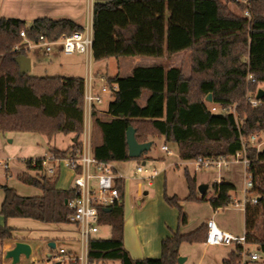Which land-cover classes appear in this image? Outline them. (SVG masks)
<instances>
[{
    "label": "trees",
    "instance_id": "16d2710c",
    "mask_svg": "<svg viewBox=\"0 0 264 264\" xmlns=\"http://www.w3.org/2000/svg\"><path fill=\"white\" fill-rule=\"evenodd\" d=\"M235 2V0H234ZM241 12L247 7L237 4ZM251 19L230 9L224 0H94L93 60L112 58L163 59L181 53H193L202 45L216 46L236 38L248 37L249 97L221 94L213 80L187 79L182 67L163 65L138 67L129 77L105 76L107 83L117 89L106 111L97 106L92 111V123L100 132L102 142L93 145V156L101 163L113 164L146 160L129 156L127 132L135 129L140 144L161 140L166 146H176L182 162L199 158L230 159L243 150L250 160L248 173L252 177L250 192L259 201L245 209L247 246H256L264 253V147L258 148L264 135V98L254 107L258 90L264 84V0H251ZM84 28L69 19L41 18L32 24L17 19H0V132H28L52 141L58 135L77 138L66 150L50 148L55 158H66L81 149L84 130L83 78L21 76L18 59L28 55L17 50L25 45L21 37L37 42L41 36L58 41ZM218 49L208 52V61L218 58ZM224 90V89H223ZM213 95L212 103L207 101ZM146 97L144 104L141 103ZM217 107V112L212 108ZM101 114L103 116H101ZM259 138L257 144L251 138ZM26 172L18 174L24 184L39 188L40 196L24 197L15 189L0 185L4 199L0 215L30 219L43 224H67L72 213L68 202L76 197L73 188L61 189V170L49 176L44 157L24 160ZM189 193L186 202H209L218 211L232 206L236 186L222 180L212 185L213 193L200 195L196 175L185 167ZM121 203L110 212L99 209L100 226L111 227L110 239L94 237L88 246L89 264H179L184 244H206V223L195 231L182 234L180 230L162 243L160 259H135L124 242L126 183L116 180ZM165 200L179 210V224H188V215L177 197ZM15 230L7 223L0 225V244L13 239ZM242 247H236L223 264H241ZM67 262H65L66 264ZM68 264H79L68 262Z\"/></svg>",
    "mask_w": 264,
    "mask_h": 264
},
{
    "label": "rangeland",
    "instance_id": "374dc122",
    "mask_svg": "<svg viewBox=\"0 0 264 264\" xmlns=\"http://www.w3.org/2000/svg\"><path fill=\"white\" fill-rule=\"evenodd\" d=\"M229 4L230 9L237 13L241 12V9L237 6L234 0H224ZM244 14V13H243ZM251 19V17L249 18ZM233 44V43H229ZM209 46L202 45L193 53H181L177 54L170 58H165L162 60L151 59V58H124L116 59L112 58L105 64H98L96 61L92 60L91 64L86 63L84 57L83 61L79 60L78 56L66 58L63 56L62 64L67 66H72L74 64L81 63L82 70L88 72V66H91V73L95 77L96 81V72L99 71L103 75H109L115 77L120 75L121 77H129L132 75L133 68L138 67H153L156 65L163 66H173V67H182L184 69V76L187 79L193 78L196 80H213L221 87L225 86V83L217 81V78L223 79L226 78L236 80L230 85L225 87L229 90V93L232 96L242 97L243 88L247 89L246 80H244V75L242 71L235 73L232 63L228 64V60H221L217 63L218 67L216 71L202 72L198 64L201 60H206L203 54L199 52L205 47ZM40 49H34L31 54L33 60V69L30 73L34 77H56L61 76V64H54L48 62H43V60L38 57ZM30 55V54H29ZM199 62V63H198ZM235 64V62L233 63ZM239 63L235 64L236 66ZM221 65V66H220ZM225 66L230 69H226ZM241 68V67H240ZM213 70V69H212ZM207 71V70H206ZM218 72V73H217ZM72 73H77V70H73ZM64 77H75V76H64ZM207 77V79H205ZM209 77V78H208ZM204 78V79H203ZM84 80L86 78H83ZM216 79V80H215ZM98 87L100 83L98 82ZM233 87V89H232ZM261 89L264 90V84L261 86ZM147 95L143 98L141 103L146 100ZM112 100L111 97H105V103L101 105L103 109L108 107L109 102ZM101 111V110H100ZM101 116H103L101 114ZM99 132L96 127L91 123V136L92 144L97 145L95 140V133ZM264 138V135H263ZM72 144L70 135H58L51 142L48 139L39 134L28 133V132H11L3 133L0 132V185L8 186L15 189V191L24 197H33L40 196L42 191L34 186L27 185L19 181L18 174L26 172V167L24 160L30 157L36 156H46L49 155V150L51 147L56 146L59 149H66ZM163 141L156 140V144L153 146L150 155L155 157L154 160H144L147 162L146 166L151 170H157L162 175V195L165 200L167 195L170 198L177 197L181 200V206L184 207L185 213L188 215V224L186 228L190 231L197 229L206 219L207 213L211 212L215 214L213 208L208 205L206 202L196 203V202H186L184 199L187 197L189 190L187 181L185 178V167H188L192 175H196L199 181L205 180L209 185L210 189L208 194L212 195L213 189L212 185L215 182H221L222 180L231 179L232 183L236 186L235 192H233L234 199H237L241 202H244L246 194L244 193L245 185V168L242 164H231L228 168H223L218 170L216 168L202 169L195 171V166L192 162L184 164L179 156L176 146H170L171 154L162 150ZM169 146V145H168ZM264 146H261V148ZM143 160L141 161V163ZM173 163V164H172ZM175 163H178L177 166ZM139 162L132 160L129 162H122L118 166H115L122 176H124L129 181L128 195L125 199L126 207L142 208L144 203L153 197V192L156 189L159 180L161 177H157L154 184L155 187H149L147 182L143 181V177L139 176L137 179H133L134 171L138 166ZM6 165L9 167L7 170ZM228 175V178H227ZM70 179L67 171H62L59 181L60 187L69 188ZM139 184L143 186V191H149L150 195H138ZM252 195L249 194V197ZM4 199V192L0 190V206ZM167 203V202H166ZM172 207V206H170ZM177 210L178 208L172 207ZM180 215V213H179ZM214 219L219 223V225H229L234 232V236L241 237L244 235V210L243 208H236L230 206L225 209H219L218 213L214 215ZM0 222L4 223V218L0 215ZM10 223V224H9ZM2 224V223H1ZM7 225L16 228V235L24 234L33 237L31 243L34 247V253L29 257H23L18 264H54L56 262V257L60 255V250L64 249L67 253L62 255L61 258H66L69 255V252L75 251L76 254H80V245L77 242L75 237L79 236V232L75 224H43L30 219H19L11 218L7 220ZM112 234L111 227L104 225L100 227V233L97 234V237L103 239H110ZM59 237V238H58ZM63 237V238H61ZM74 237V238H73ZM66 238V239H65ZM72 238V239H70ZM56 239L54 242L56 244V249L51 250L49 247V240ZM9 241H6L0 244V264H13L11 259L6 258L5 245ZM207 245H188L185 244V256L187 261L183 264H213V257L215 254H220V252H228V250H234L236 245H224L220 247L211 246L209 249ZM247 250L249 253H257L260 256V260L256 264H264V253L260 252L256 246H248ZM52 254L53 258L49 259L48 255ZM68 264V262L66 263ZM119 264V263H116Z\"/></svg>",
    "mask_w": 264,
    "mask_h": 264
},
{
    "label": "built area",
    "instance_id": "2783aa9c",
    "mask_svg": "<svg viewBox=\"0 0 264 264\" xmlns=\"http://www.w3.org/2000/svg\"><path fill=\"white\" fill-rule=\"evenodd\" d=\"M236 4L247 7L244 15L247 18L251 17L249 7L251 0H235ZM21 37L25 40V45L17 50H32L40 48L45 54H52L55 46H60L61 53L66 56L83 55L86 57V63L91 64L93 60V43L94 33L93 28H87L83 31H76L73 34L63 37L58 41H49L44 36H41L37 42L29 41L26 38L24 32L21 33ZM255 77L251 74L247 75V81L253 82ZM95 83V77L91 73V66H88L87 77L85 80V92H84V130L81 136V149L76 154H69L66 158H55L51 154L44 157V166L49 176L55 175L57 170H69L74 174L72 188L76 191V197L68 202V206L72 213L68 216V221L71 224H75L79 232L78 243L80 245V254H70L66 258H61L67 252L64 249L60 250V255L56 257V261L73 262L79 264L88 263V246L92 238L97 237L100 233L99 224V209H109L116 204L121 203V197L119 190L116 187L117 179H124L125 177L119 174L112 164L101 163L93 156L92 153V136H91V123H92V111L95 106H101L105 103V97L111 96L117 89L116 86L111 87L107 83L105 76H97ZM100 83L99 87L97 83ZM251 104L254 107L261 105L260 100H251ZM213 112H217V107L212 108ZM259 138L253 136L251 138L252 144H257ZM264 146V139L262 144L258 145L260 149ZM247 143L243 142V150L238 152L234 157L230 159H203L199 158L192 163L195 166V170L216 168L221 170L228 168L229 165L242 164L245 168V185L244 193L246 197L244 202L234 199L232 206L236 208H243L245 211L248 205H256L259 199L249 194L253 188V181L251 175L248 173V167L250 166V160L246 155ZM162 150L171 154L168 146H162ZM7 170L9 167L6 165ZM157 170H151L146 165L138 164L134 172V179L139 176L143 177V181L147 182L149 186L153 185L155 178L158 176ZM220 183V182H218ZM208 234L206 244L208 246H224L233 245L236 247H242V262L241 264H256L261 258L257 253H249L247 250V242L245 234L241 237H236L228 232L220 229L214 220H209L207 223Z\"/></svg>",
    "mask_w": 264,
    "mask_h": 264
},
{
    "label": "crops",
    "instance_id": "0c3cea01",
    "mask_svg": "<svg viewBox=\"0 0 264 264\" xmlns=\"http://www.w3.org/2000/svg\"><path fill=\"white\" fill-rule=\"evenodd\" d=\"M93 6H94V0H0V19H8V20L17 19V20L24 21L29 25L32 24L35 20L41 19V18H49L53 20L69 19V20L74 21L76 24H78L84 29H87V28L90 29V28H93ZM229 43H233V44H229ZM249 46H250V42H249L248 37L228 40L224 42L223 44H218L216 46H207L199 52V54H203L205 56L206 60H201L200 64L198 65L202 67L201 68L202 72L216 71V68L218 67L217 63H219L221 60H228V64L232 63L234 70H236L235 73H239V71H242V74L244 75V80H246V84H247L248 82L247 75L249 74V68H248ZM35 49H40V48H35ZM212 49H216V50L218 49L219 51L218 58L215 59L214 61H210V60L208 61V52H210V50ZM33 50L34 49L29 50L28 55H27V57L31 59V71L33 69V60L31 57V54L33 55L32 53ZM37 55H39L38 57H40L43 60V62L46 60L45 62L50 61V63L52 64H54V62H56L57 64H61L60 65L61 72H63L62 77L64 76H75L76 78H86L87 77L86 72L82 70L81 63H78L77 65L74 64L72 68L70 67V65L67 66L66 64L61 63L63 56L66 58L78 56L79 57L78 59L82 61H83L82 57H84L86 61V57L83 55L66 56L63 53H61L60 46H55L52 54H49V55L45 54L44 51L40 49L39 54ZM165 58H170V57H165ZM109 60L97 62V63L105 64ZM158 60H162V59H158ZM234 62L235 64L237 63L239 64L236 66L235 64H233ZM165 67L171 68L173 66H165ZM225 68L230 69L231 66L230 68L229 67L227 68L225 66ZM134 69L135 68H133V70ZM73 70H77V73H72ZM30 73L28 75H30ZM101 75L107 76V75H103L99 71L96 72V76H101ZM64 78H74V77H64ZM205 79H207V77H205ZM217 81L221 83H225V86L230 85L229 87H231V84L233 82H236V80L234 81L229 78H226L224 81L221 78H217ZM225 86L221 87V85L216 83L217 91L221 94L229 93V90L231 88L227 89ZM243 89L244 90L242 92V96L245 98L249 97L248 89H245V88ZM145 101L142 104H144ZM107 108L103 109L101 106H98V109L101 111H106ZM70 136H71V141L73 144L75 138L72 135ZM95 140L97 144H100L102 142V137H101L100 132L95 133ZM164 145L165 144H163V146ZM53 147H56V146H53ZM168 147L170 148V146ZM152 148L153 147H151L150 151L145 155L146 160L150 159V160L155 161L156 158L150 155ZM66 149H61V150H66ZM49 154H50V150H49ZM40 157H45V155L30 157V158L35 159V158H40ZM30 158H27V159H30ZM143 162H146V161H143ZM183 163L186 164L185 162ZM113 164H115V166H118L119 164H122V162H117ZM175 164L177 166L179 165L178 163H175ZM115 166L113 165L115 170L117 172H120ZM62 171L68 172L69 179L71 181L70 182L71 186L69 188H72L74 174L66 169L61 170V173ZM159 175L160 173L158 174L157 177L159 178L161 177V180H159L158 185L153 192V195H152L153 197L148 199L143 204L144 206L142 208L126 207V201H125L124 242H125V247L129 251L131 256L135 259H153V260L160 259L162 256V243L166 238L171 237L178 230H180L182 234H188V233L193 232V231H190L188 228H186L187 225L184 227H180L178 211L170 207L164 201V198L162 195V186H161L163 177L162 175L161 176ZM157 177L155 178V180L158 179ZM227 178H228V175H227ZM226 181L233 182L231 181V179H227ZM125 183H126V197H127L128 189H129V181L126 178H125ZM202 184L209 185L205 180L199 181L197 178L198 187ZM149 187H155V185H152ZM60 188L69 189L65 187H60ZM209 189H210V185H209ZM138 190H139L138 191L139 196L141 195L149 196L150 195L149 191L148 192L143 191V186L141 184H139ZM206 203L210 205L209 202H206ZM217 213L218 211H215V214ZM215 214H212L211 212L207 213L206 219L203 220L202 224L207 223L209 220H214L220 229L233 235L234 234L233 229L229 225H226V224L219 225V223L214 219ZM5 223H7V221L4 220V223L0 222V225H4ZM9 227L13 228L15 232L13 235V239L10 240L5 245L6 252L11 250L15 246L16 242H25L31 245L32 251H33L32 254H33L34 247H33V244L31 243V241L33 240V237H30L29 235H24V234H21V235L19 234L17 236L16 228L11 227V226ZM244 234H245V211H244ZM74 239H76L78 242V237H75ZM55 240L56 239H53V240L50 239L49 244L52 242L55 243L54 242ZM198 245H201V244H198ZM202 245H205V244H202ZM206 247L207 249H209L211 246L207 245ZM184 248H185V244L181 247L180 257H184L186 254ZM232 252L233 250H230V251L228 250V252H220V254H215L213 257V264H223V261L227 259ZM70 254H75V251L69 252V255ZM23 257L25 256H21V259ZM185 261H187L186 258H185Z\"/></svg>",
    "mask_w": 264,
    "mask_h": 264
},
{
    "label": "water",
    "instance_id": "95a60500",
    "mask_svg": "<svg viewBox=\"0 0 264 264\" xmlns=\"http://www.w3.org/2000/svg\"><path fill=\"white\" fill-rule=\"evenodd\" d=\"M19 65H20V74L21 76H26L31 72V59L25 55H22L18 59ZM264 98V90L259 89L258 93L256 95L257 100H261ZM207 101L209 103H212L213 101V95L209 94L207 97ZM77 141V138L74 139V142ZM127 144L129 148V156L132 159H140L145 153L149 152L153 143L147 142L144 144H140L136 139V131L133 128H130L127 132ZM143 165H146V162H142ZM209 190V185L202 184L198 187V192L200 195H204ZM105 212H110L111 209H104ZM49 247L51 250L56 249L55 243H50ZM32 247L28 243L25 242H16L15 246L7 251L6 258L11 259L13 261V264H18L21 260V256H25L26 258H29L32 254ZM49 259L53 258L52 254L48 255ZM185 262V258L180 257L179 258V264H183ZM54 264H62L61 261H56Z\"/></svg>",
    "mask_w": 264,
    "mask_h": 264
}]
</instances>
